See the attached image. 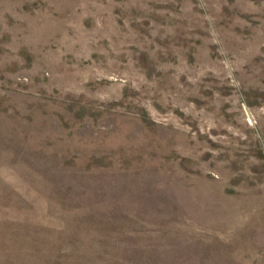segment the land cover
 <instances>
[{
	"label": "rangeland",
	"instance_id": "374dc122",
	"mask_svg": "<svg viewBox=\"0 0 264 264\" xmlns=\"http://www.w3.org/2000/svg\"><path fill=\"white\" fill-rule=\"evenodd\" d=\"M0 264H264V0H0Z\"/></svg>",
	"mask_w": 264,
	"mask_h": 264
}]
</instances>
